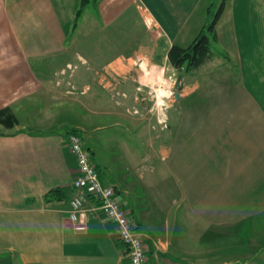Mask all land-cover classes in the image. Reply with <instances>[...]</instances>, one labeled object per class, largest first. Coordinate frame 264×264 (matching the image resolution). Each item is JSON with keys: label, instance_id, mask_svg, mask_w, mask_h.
Wrapping results in <instances>:
<instances>
[{"label": "crops", "instance_id": "1", "mask_svg": "<svg viewBox=\"0 0 264 264\" xmlns=\"http://www.w3.org/2000/svg\"><path fill=\"white\" fill-rule=\"evenodd\" d=\"M216 1L87 0L75 22L81 0H0V109L9 106L15 112L44 92L54 96L50 101L67 95L64 82L50 87L49 80L69 63L82 71L74 78L87 86V93L93 86L108 91L118 76L148 68L158 76L146 80L151 86L164 73L177 77L180 72L168 59L170 47L189 45L214 17ZM252 12L257 18H251ZM263 22L264 0H225L211 46L216 49L218 43L226 55L220 49L198 68L183 72L181 97L167 107L168 128L161 123L158 134L149 120L139 121L145 135L139 149L125 147L121 134L113 137L115 145L121 144L122 169L114 173L111 167L100 179L125 196L121 202L144 242L147 258L142 264H264V95L259 88L251 96L242 69L235 77L227 69L230 80L221 74L216 90L196 74L214 58L216 67L232 56L236 64L241 61L243 44H256L259 36L250 33ZM256 50L263 52V47ZM258 60L250 64L264 84V54ZM130 79L120 86L129 89ZM117 109L113 103L111 114L119 118L114 123L124 126ZM81 120L65 132L47 127L32 131L20 119L14 127L0 124V264H133L116 222L103 210L88 211L85 231L74 229L69 217L77 161L67 134L76 129L84 139V132L103 127L87 116ZM166 132L173 137L167 147ZM158 152L165 170L175 169L178 161L181 173L179 195L166 198L167 205L162 192L156 197L147 189L154 183L149 172L155 169L146 163ZM191 167L193 182L184 173ZM54 187L67 195L48 205L44 194ZM184 204L192 218L211 225L198 244L191 224L185 226L189 236L176 229ZM95 205L90 197L85 204L87 209Z\"/></svg>", "mask_w": 264, "mask_h": 264}, {"label": "rangeland", "instance_id": "2", "mask_svg": "<svg viewBox=\"0 0 264 264\" xmlns=\"http://www.w3.org/2000/svg\"><path fill=\"white\" fill-rule=\"evenodd\" d=\"M220 1L221 0L216 1L217 7L214 10V15L220 6L219 5ZM249 13L251 15V12ZM256 13L257 12H252L251 18H257V16L255 15ZM253 34L259 36L258 41L256 42V44L255 42H249L248 44L249 49L246 46V44H243L244 56L243 58H241L242 64L241 61L237 59L236 60L238 63L236 64L235 60L233 59L234 57L232 56V59L228 58V60L226 61L227 62L226 65L221 67H216L215 61L217 59L214 58L212 61L207 63V67L206 66L202 67L201 71L196 72L197 76L200 78L202 83L205 85H210L213 83L212 90H216L218 87L221 86L216 81L217 78L221 79V74H224V79L226 81L230 80L228 78L227 69H230L232 71L233 77H235V74H238L239 69H242V74L246 78L244 79V81L248 82V85L251 88L249 89L251 96H253L252 91L256 95H258L259 88H261L260 93L263 97L264 92H262V90L264 84L258 82L260 80L258 78L259 75L257 73V67H255L253 64H250V60L252 61V63L257 64L259 61L258 58L264 54V22L263 24H261V27H259L258 25L255 26V28L251 31L250 35ZM253 39L255 40V37L252 38V40ZM214 46H216V49H214L213 47L212 48L215 54H218L219 50L221 49L222 51L221 53L225 55L223 47H220L218 43H216ZM261 46L263 47V52H259V50H256V48H259ZM250 55H252V58ZM211 63L214 64L212 67H209ZM249 66L250 68L248 70V75H247V67ZM60 69H62V71L58 73ZM60 69L58 70L57 73L51 75L53 81L49 80V82H51L49 84L51 87V85H55V84L59 85L64 82L67 95L60 96L59 100L53 99L54 101H50V99H52L54 96L53 95L48 96V94L44 92L43 97L34 98L31 99L30 101H26L24 105L21 106V108L18 107L16 108L17 110L15 109V113L17 117H19L21 123L26 128L32 131H42V130H47L48 128V129L65 132L64 130L71 129V127H73L74 124L80 123V121H82L81 118L84 116L89 117L90 121L94 120L95 122H99L100 124H103V127L101 126V128H98L96 130H89L86 133L84 132V139H83L84 146L88 148L91 152V156H92L91 158L94 160L95 163H98L102 176L107 177V175L111 173L110 171L111 167L115 168L113 170L114 173L120 172L122 169L120 167L122 165V160L121 161L119 160V156L117 152L119 149L118 147H120L121 144L115 145L113 138L114 136L119 134L123 135L124 142H126L125 147H129L130 149L132 148L139 149L144 147V136H145V135H141L140 133L141 132L140 130L143 127V125L136 128V126L138 125L137 123L139 121L144 119L146 120V118L149 119L147 123H149V125L151 126L150 128H152L155 131V133L158 132V134L160 133L161 130L160 129L161 123L164 126L166 121V127L168 128L169 122L168 119H166L167 107L168 105L170 107L172 101L171 99L172 98L174 99L173 91H174V83L176 80V77L173 74L170 75V73L168 74L164 73V77L162 76V80H160L159 82L157 81V83L154 86L155 87L154 92L157 95L163 97L166 96V114H164L165 118L159 119V116H157L156 113L154 114V111H158L159 107L157 105L148 104L149 103L148 100H146L145 102L143 101L141 102L137 97L138 92L144 91L146 93V89H149V87H146L147 84L151 82V81L147 82L149 79L154 80L158 77L157 72L155 71H153V73H149L150 68L142 70L141 73L135 72V76L139 80H141L143 84L142 90L140 89V91L131 82L132 87L128 86L130 87L129 89H127L124 86H120L119 88L114 87L115 90L113 89V87H108L109 90L107 91L102 88L97 89L95 88V86H93V88L89 90L88 93L87 92L83 93L85 92L87 86L83 88L84 87L83 83H81V81L79 80L77 82L74 78L76 72L77 73L80 72L76 64L69 63L65 67ZM169 75L171 77H169ZM163 78L165 79L163 80ZM166 78H169L171 80ZM204 91L205 89H200L199 93L204 94ZM83 101L84 104H82ZM137 101H140L139 103L141 104L136 105L135 103ZM113 103L116 104V106H118L117 109V112L119 114L118 116L120 117L121 120H123V123L125 122L124 126L114 123L117 119L119 120V118L116 115L111 114L112 111H110V109L113 108ZM69 106L71 108L70 111H68ZM59 108H64L66 110V113L60 114ZM160 110H162V108H160ZM178 110L179 109H177L176 107L172 108L174 114H177ZM121 115L124 117H121ZM125 117L129 121L126 120ZM158 119L162 121L158 122ZM129 123H131L133 126ZM89 126L94 128L92 125ZM126 126H128L129 128H127ZM172 132H166V147L173 142ZM188 154L190 155L189 152ZM125 157L127 156L122 155V158L124 160H126ZM163 161L164 160L161 161V154H159L158 152L157 155H154L152 162L146 163L147 166L151 165L155 169L149 172V174L152 177L151 179L154 182L152 185L153 187L148 186L147 189L150 195L156 196L157 193L158 194L157 196H160L161 194H159V192H162L161 199H163L167 205L169 202L167 201V199L170 200V197H173L174 195H179L178 192L179 187L177 186L178 185L177 180L179 179V174L181 173H179L178 161L176 162L177 169L175 168L170 171L167 169L165 170V168L162 167L163 165H165ZM104 164H107L108 166L105 168ZM194 171L195 169L191 167L188 173L184 172L185 175L188 177V179H190L191 181L193 179ZM137 185H135L134 187L135 188L139 187ZM118 196L120 198L125 197L124 194H118ZM180 214H181L180 215L181 225L180 228H176L177 231L181 232L182 235L184 236H189L188 230H185V226L187 228V225L191 224L192 232H195V236L197 237V239L195 240L196 244L200 242L201 237L206 238L207 236L206 234L209 232L211 226L210 223L207 222L208 220L192 218V215L189 212L186 204H184L183 208L182 207L180 208ZM193 243H191L190 245H193ZM194 251L192 250V252Z\"/></svg>", "mask_w": 264, "mask_h": 264}, {"label": "built area", "instance_id": "3", "mask_svg": "<svg viewBox=\"0 0 264 264\" xmlns=\"http://www.w3.org/2000/svg\"><path fill=\"white\" fill-rule=\"evenodd\" d=\"M67 138L77 161V173L73 180L75 193L68 210L74 229L85 231L88 211L91 213L98 208L103 210L108 218L116 222L118 238L127 246L130 261L133 264H142L147 254L141 233L131 223L129 211L120 201L116 188L101 181L96 163L84 146L80 133L70 132ZM89 197L96 201V205L87 209L85 204Z\"/></svg>", "mask_w": 264, "mask_h": 264}, {"label": "trees", "instance_id": "4", "mask_svg": "<svg viewBox=\"0 0 264 264\" xmlns=\"http://www.w3.org/2000/svg\"><path fill=\"white\" fill-rule=\"evenodd\" d=\"M86 3H87V0H81L80 6L76 12L75 22H77V19L81 15ZM224 4H225V0H222L213 19L201 29L199 34L189 45L182 46L179 44H173L170 47L169 52H168L169 62L180 73L192 71L198 68L203 63H205L208 59H210L211 56L213 55L214 51L211 46V40L215 37V31H216L215 25L219 19V16L221 14ZM224 53L226 55V52ZM18 123H19V119L11 107L6 106L0 109V124L4 125L5 127H14ZM72 132H78V131L74 129L72 130ZM90 157H92L91 152H90ZM96 169L98 170L99 175H100L101 171L97 163H96ZM106 185H109V184H106ZM66 195H67V192L65 190H63L60 187H54L44 194V201L46 204L52 205L54 201L64 200ZM119 199L121 201L120 197ZM130 220L133 226L135 227V229L138 230L135 222L132 219Z\"/></svg>", "mask_w": 264, "mask_h": 264}, {"label": "flooded vegetation", "instance_id": "5", "mask_svg": "<svg viewBox=\"0 0 264 264\" xmlns=\"http://www.w3.org/2000/svg\"><path fill=\"white\" fill-rule=\"evenodd\" d=\"M129 77H131V79H132V83L134 84V86L136 87V88H138L139 89V91H140V89L142 90V86H143V84H142V82H141V80H139L137 77H135V76H129ZM129 77H124V76H118L117 77V86L119 87L120 85H122V84H124L125 83V81L126 80H128V78ZM136 81V82H135ZM139 85H138V84ZM146 87H149V89H146V93L144 92V91H142V92H138V93H140V94H144V100H148L149 101V103L148 104H150V105H157L158 107H159V110L158 111H154V114L156 113L157 114V116H159V119H161V115L164 113V114H166V98H163V96H159V95H157L155 92H154V86H151V85H149V84H147V86ZM137 97H138V95H137ZM161 97V98H160ZM137 99V98H136ZM138 99L140 100V98L138 97ZM137 99V100H138ZM152 104H151V103ZM139 103V101H137V104ZM136 104V105H137ZM139 104H141V103H139ZM160 108H162V110H160ZM147 119V118H146ZM158 119V122L159 121H162V120H159ZM147 120H149V119H147ZM137 127V126H136Z\"/></svg>", "mask_w": 264, "mask_h": 264}, {"label": "water", "instance_id": "6", "mask_svg": "<svg viewBox=\"0 0 264 264\" xmlns=\"http://www.w3.org/2000/svg\"><path fill=\"white\" fill-rule=\"evenodd\" d=\"M183 84H184L183 74L180 73V74L177 76V78H176V80H175V84H174V87H175V89H176V91L174 92V97H175V99H180V97H181V96H180V90H181Z\"/></svg>", "mask_w": 264, "mask_h": 264}]
</instances>
